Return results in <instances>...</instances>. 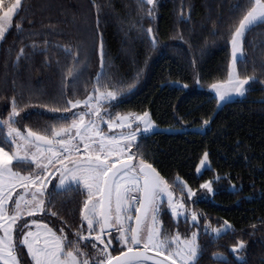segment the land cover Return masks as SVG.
<instances>
[{
    "label": "trees",
    "instance_id": "obj_1",
    "mask_svg": "<svg viewBox=\"0 0 264 264\" xmlns=\"http://www.w3.org/2000/svg\"><path fill=\"white\" fill-rule=\"evenodd\" d=\"M96 2L103 6L98 31L104 40L105 78L130 81L137 67H144L147 62L137 88L121 97L110 110L151 112L159 130L139 138L140 151L169 183L179 176L196 189L217 174L222 177L214 184V196L207 195L189 207L205 214L213 227L227 220L235 231L214 241L201 229L204 254L199 264H223L221 258H213V253H222L231 264H264V84L253 83L244 97L228 101L221 109H217L213 94L208 91L211 83L227 76V26L239 16L238 5L246 0H159L155 22L141 20L143 13L138 10L137 0ZM26 4L28 10L21 15L35 21L34 29L24 23L23 34L11 30L0 46V116L5 117L10 110L11 97L16 95L19 100L23 92L25 100L36 107L21 113L20 124L42 131L59 119L58 114L48 112L44 106H61L56 98L65 90L70 98H86L102 71L98 44L94 43L96 12L90 0H26ZM49 25L54 32L46 38L52 47L47 54H33L29 45H42L43 38L36 35L28 39L29 32H46ZM148 27L158 39L155 48L144 31ZM57 44L81 47L78 78L74 83L67 81V89L61 69L70 64V58L55 47ZM20 48L29 58L17 63ZM238 68L242 75L255 72L258 80L264 81V25L246 33L244 56L238 61ZM197 77L200 85L194 83ZM174 82L189 87L181 89ZM210 117L211 123L203 126L202 120ZM3 138L4 129L0 126V140ZM204 151L209 152L211 164L197 174ZM26 165L29 164L16 167L26 171ZM176 194H180L179 186ZM54 197L53 210L75 231L82 192L54 193ZM162 220L166 234L179 231L184 236L196 230L190 220L177 221L168 214ZM203 223L202 218L200 224ZM239 239L247 243L240 254L242 261L230 251Z\"/></svg>",
    "mask_w": 264,
    "mask_h": 264
},
{
    "label": "snow or ice",
    "instance_id": "obj_2",
    "mask_svg": "<svg viewBox=\"0 0 264 264\" xmlns=\"http://www.w3.org/2000/svg\"><path fill=\"white\" fill-rule=\"evenodd\" d=\"M90 2L96 12L97 41L94 43L98 44L102 69L91 92L81 100L70 98L66 90L62 91L56 98L61 106H44L48 112L58 114L59 119L42 131L20 124L21 113L36 107L25 100L23 92L19 100L16 95L11 97L10 110L0 118L4 129V138L0 140V264H199L204 254L201 229L214 241L235 231L227 220L213 227L205 214L189 207L209 194L214 196V184L222 177L217 174L194 189L179 176L174 183H169L153 163L148 162L145 153L140 151L139 138L155 132L157 126L151 112L110 110L121 97L137 88L147 62L144 67H137L130 81L105 78L104 40L98 31L103 6L96 0ZM158 5L159 0H137L138 10L143 13L141 20L147 18L155 22ZM238 9L240 14L227 26L225 36L230 45L227 76L209 86L217 109L226 106L234 95L245 96L253 83L264 84L255 72L242 75L238 68V61L244 56L246 33L257 25H264V0H246ZM27 10L26 0H0V42L13 29L23 34L24 23L30 30L34 29L35 21L21 15ZM181 19H184L183 14ZM144 31L155 48L158 39L153 29L148 27ZM53 32L51 25L46 32H29L28 39L36 35L43 38L42 45H29L33 54L48 53L52 45L46 36ZM55 47L70 58L66 70L61 69L67 89L66 82L74 83L78 78L81 47L78 44ZM21 58H29L24 48L19 49L16 62ZM261 74L264 75V70ZM174 83L181 89L189 87ZM194 83L200 85L198 77L194 78ZM211 120V117L203 119V126H208ZM25 163L30 165L27 171L16 167ZM210 164L209 152L204 151L197 173ZM176 186L180 187L179 195ZM231 187L235 189L236 185ZM74 190L84 196L75 231L53 210L54 193ZM165 214L177 221L190 220L196 230L184 236L179 231L166 234L162 220ZM202 218L205 223L200 224ZM84 242L91 246L92 252L81 247ZM246 248V241L239 239L230 251L242 261L244 257L240 254ZM213 258L231 264L222 253H213Z\"/></svg>",
    "mask_w": 264,
    "mask_h": 264
},
{
    "label": "rangeland",
    "instance_id": "obj_3",
    "mask_svg": "<svg viewBox=\"0 0 264 264\" xmlns=\"http://www.w3.org/2000/svg\"><path fill=\"white\" fill-rule=\"evenodd\" d=\"M1 43L2 42H0V46H1ZM181 84V83H180ZM208 91L209 92H211L212 93V91L210 90V88H208ZM213 94V93H212ZM244 97V96H243ZM238 98H242L241 96H233L232 98H231V100L230 101H232V100H235V99H238ZM82 100V99H81ZM0 118H3V117H1L0 116ZM154 121V120H153ZM156 124V123H155ZM157 126V125H156ZM155 130H159L158 129V126L156 127V129ZM105 131H107V129L105 128ZM27 166V168L29 169L30 168V165H26ZM198 166H199V164H198ZM197 166V167H198ZM207 168V167H206ZM19 169V168H18ZM205 169V168H204ZM204 169H201V172L200 173H197V174H201L203 171H204ZM19 170H22V169H19ZM23 171V170H22ZM27 171V170H26ZM197 172V171H196ZM53 183H56V181H53ZM210 195V194H209ZM211 196V195H210ZM85 244H87V242H84ZM84 243H82V245H81V247H83L86 251H90V252H92L93 250L91 249V246L89 245V247H86L85 246V244ZM26 251V250H25ZM26 259H30V258H27V257H25ZM22 264H23V262H22Z\"/></svg>",
    "mask_w": 264,
    "mask_h": 264
}]
</instances>
